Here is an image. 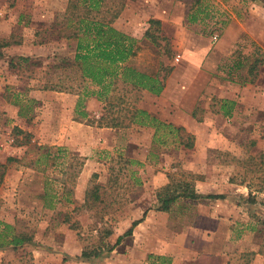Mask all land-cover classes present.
Returning a JSON list of instances; mask_svg holds the SVG:
<instances>
[{"label": "rangeland", "instance_id": "rangeland-1", "mask_svg": "<svg viewBox=\"0 0 264 264\" xmlns=\"http://www.w3.org/2000/svg\"><path fill=\"white\" fill-rule=\"evenodd\" d=\"M69 2L0 0V264H264V0H103L159 95L81 77Z\"/></svg>", "mask_w": 264, "mask_h": 264}, {"label": "trees", "instance_id": "trees-1", "mask_svg": "<svg viewBox=\"0 0 264 264\" xmlns=\"http://www.w3.org/2000/svg\"><path fill=\"white\" fill-rule=\"evenodd\" d=\"M68 9L75 11L77 2L79 0H69ZM120 5L115 10L114 17L123 8L124 0H120ZM85 5L86 16L80 17L77 20V29L74 30L73 36L76 37V50L74 56V63L79 66L81 77L91 80L95 85L99 86L102 91H107L110 86V80L120 76L123 83H127L140 90L146 91L153 95H159L163 90L162 80L157 77L138 72L132 68L122 66L130 57L134 56L136 52V41L112 28L109 24L102 23L88 15L90 13H99L103 0H83ZM153 24L157 22L151 21ZM149 38L151 36L148 35ZM6 46L7 43H4ZM27 62V59H24ZM83 114V113H82ZM136 123L141 126H152L154 128L168 127L150 118L145 111H138ZM136 116V115H135ZM152 122V124H151ZM180 129H174L178 131ZM190 138V137H189ZM185 148H192V142H180ZM11 160V159H10ZM8 160V161H10ZM189 183H183L178 186V191L171 193L163 201V208L166 210L169 205L175 203L179 198L195 200L196 195ZM222 196H207L206 199H221ZM137 225L133 222L131 228L124 233V235L117 238L116 244L124 237L131 235L132 229ZM26 239L17 236H11V239L2 240L0 248L6 246H19L24 243ZM115 244V245H116ZM87 257V254H82Z\"/></svg>", "mask_w": 264, "mask_h": 264}]
</instances>
